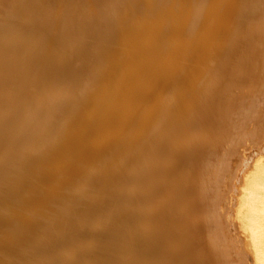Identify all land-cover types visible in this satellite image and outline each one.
Wrapping results in <instances>:
<instances>
[{"label": "bare ground", "instance_id": "bare-ground-1", "mask_svg": "<svg viewBox=\"0 0 264 264\" xmlns=\"http://www.w3.org/2000/svg\"><path fill=\"white\" fill-rule=\"evenodd\" d=\"M263 112L264 0H0V264H264Z\"/></svg>", "mask_w": 264, "mask_h": 264}, {"label": "rangeland", "instance_id": "rangeland-1", "mask_svg": "<svg viewBox=\"0 0 264 264\" xmlns=\"http://www.w3.org/2000/svg\"><path fill=\"white\" fill-rule=\"evenodd\" d=\"M255 127L258 130V136L255 137L254 139H252V141H257L258 143H260L261 141L264 140V112L261 113L260 115V119L258 120V122L255 123ZM240 153L238 152L237 154H235L232 159L234 164H238L239 160H241L240 157ZM231 176L228 177L227 181L225 182V189L228 191L230 190V184H231ZM230 192V191H229ZM234 253L237 254V259L238 261L241 263L243 262L244 258H243V254L241 253V249L239 250H234Z\"/></svg>", "mask_w": 264, "mask_h": 264}]
</instances>
